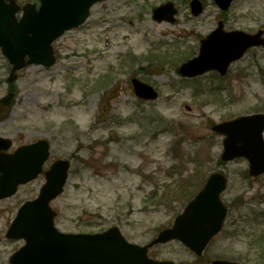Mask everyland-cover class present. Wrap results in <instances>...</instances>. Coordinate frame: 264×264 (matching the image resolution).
Returning <instances> with one entry per match:
<instances>
[{
    "label": "rangeland",
    "instance_id": "1",
    "mask_svg": "<svg viewBox=\"0 0 264 264\" xmlns=\"http://www.w3.org/2000/svg\"><path fill=\"white\" fill-rule=\"evenodd\" d=\"M191 1L96 3L83 25L53 43L55 64L29 66L11 84L0 52V98L10 87L15 93L9 106H0V136L13 148L47 139L51 153L44 169L56 159L70 161L64 191L51 202L59 231L89 234L115 226L137 244L171 222L211 172L223 171L229 181L221 199L228 220L239 219L241 230L231 235L226 227L211 250L226 256L249 250L248 264H264V174L250 177L244 158L218 164L223 137L211 130L241 115L264 114V47L251 48L224 76L178 73L220 20L226 31L262 29L264 36V0H233L226 11L214 0H200L198 15L191 13ZM166 2L178 10L174 23L152 19V9ZM132 78L153 87L158 98L137 97ZM44 182L41 174L0 200V264H9L23 245L5 233L20 204ZM149 255L181 264L194 260L177 241L155 246Z\"/></svg>",
    "mask_w": 264,
    "mask_h": 264
},
{
    "label": "water",
    "instance_id": "2",
    "mask_svg": "<svg viewBox=\"0 0 264 264\" xmlns=\"http://www.w3.org/2000/svg\"><path fill=\"white\" fill-rule=\"evenodd\" d=\"M101 1L39 0L37 9L35 4L27 3L21 7L16 0H0V48L12 65L7 82H13L17 71L26 66L53 65L52 42L65 31L83 24L90 7ZM214 1L221 10H226L233 0ZM190 8L194 15L203 10L199 0H192ZM20 10L23 12L17 17ZM176 13L174 4L167 2L152 10V18L157 22L172 23ZM262 33V30L255 34L240 30L226 32L223 22L219 21L216 29L200 41L198 55L184 62L179 72L185 77L210 70L224 75L228 66L241 58L247 49L264 46ZM132 85L140 98L157 97L151 86L137 78L132 79ZM13 97V92L7 93L0 99V105H8ZM212 130L224 136L220 155L223 162L246 158L250 176L264 173V114L242 115L214 124ZM11 144L8 138L0 136V199L13 195L20 184L35 179L49 156V143L45 139L19 146L12 153L1 151L9 149ZM68 169V160H55L45 171L46 182L38 197L19 208L6 237L24 239L25 245L12 254L10 264H178L173 260L151 259L147 256L148 249L176 239L200 255L211 237L220 231L227 212L220 199L227 178L221 172H213L173 225L160 231L147 245L127 242L116 227L95 234L59 232L54 226L56 213L49 202L63 191ZM213 264L237 263L217 260Z\"/></svg>",
    "mask_w": 264,
    "mask_h": 264
},
{
    "label": "flooded vegetation",
    "instance_id": "3",
    "mask_svg": "<svg viewBox=\"0 0 264 264\" xmlns=\"http://www.w3.org/2000/svg\"><path fill=\"white\" fill-rule=\"evenodd\" d=\"M13 150L14 149H11L10 152L13 151ZM39 189L36 192L35 196H37V194L39 192ZM177 215L178 214H176V216ZM176 216H174L173 220L171 222H168L164 226V228H169L173 224L174 219H175ZM230 216L231 215H229V213H227L226 219L223 222L221 231L219 233H217L215 236H213L209 240L208 244L206 245V247L204 248V250L202 251V253L200 255H196V254H194L193 251H191V250L186 248L194 256V260H193V262L191 264H212L216 260H224V261H229V262H233V263H237V264H248L247 263L248 261L246 259L248 256L246 255V253H248L249 250H240L241 254L235 255V256L234 255L233 256L220 255V254H217V253L213 252L214 250H211V245H212L213 241L215 240V238L217 236H219L221 234V232H223V230L226 227H230L231 228V231H230L231 235H235L241 230L239 219L234 218V219H229L228 220V218ZM261 253H263V255L261 257L264 259V251L261 252ZM179 264H181V263L179 262Z\"/></svg>",
    "mask_w": 264,
    "mask_h": 264
},
{
    "label": "trees",
    "instance_id": "4",
    "mask_svg": "<svg viewBox=\"0 0 264 264\" xmlns=\"http://www.w3.org/2000/svg\"><path fill=\"white\" fill-rule=\"evenodd\" d=\"M218 164H222L221 162H219Z\"/></svg>",
    "mask_w": 264,
    "mask_h": 264
}]
</instances>
